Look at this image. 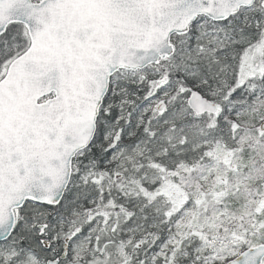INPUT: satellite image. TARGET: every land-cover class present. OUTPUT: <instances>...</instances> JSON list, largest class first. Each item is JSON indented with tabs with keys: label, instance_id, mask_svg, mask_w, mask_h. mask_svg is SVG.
I'll return each instance as SVG.
<instances>
[{
	"label": "snow or ice",
	"instance_id": "snow-or-ice-1",
	"mask_svg": "<svg viewBox=\"0 0 264 264\" xmlns=\"http://www.w3.org/2000/svg\"><path fill=\"white\" fill-rule=\"evenodd\" d=\"M0 264H264V0H0Z\"/></svg>",
	"mask_w": 264,
	"mask_h": 264
}]
</instances>
